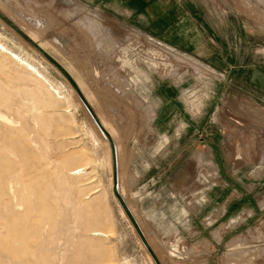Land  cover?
I'll use <instances>...</instances> for the list:
<instances>
[{
    "label": "rangeland",
    "instance_id": "374dc122",
    "mask_svg": "<svg viewBox=\"0 0 264 264\" xmlns=\"http://www.w3.org/2000/svg\"><path fill=\"white\" fill-rule=\"evenodd\" d=\"M208 1L230 7L229 0ZM23 3L0 0V11L25 27L29 16L23 14ZM239 12L224 17L240 27L233 31L244 43L240 53L253 51L254 61L245 64L256 72L254 95L246 94L251 88L245 78L224 79L195 59L215 74L200 72L194 59L190 65L168 48L129 33L123 52L108 47L109 67H96L93 60L83 66L75 58L87 82L71 68V58L52 54L92 95L96 111L108 117L119 150L116 186L161 264H264V187L252 188L253 168L246 163L233 175L241 181L227 173L220 176L213 164L215 154L235 147L249 151L256 162L264 156V0H254L251 16ZM0 39L52 83L0 52V217L17 212L13 218L18 230L12 234L20 239L16 261L152 264L113 194L110 149L92 130V119L69 83L1 20ZM36 42L45 46L38 36ZM156 87L158 104L150 96ZM155 105L159 119L152 131ZM167 131L180 139L165 143L161 136ZM222 141L227 145L223 150ZM166 149L175 158L160 159ZM182 152L190 153L189 162L176 157ZM79 167L83 171L72 174ZM8 183L13 199H8ZM13 203L19 211L7 210ZM91 229L105 236H92ZM200 248L206 252H193Z\"/></svg>",
    "mask_w": 264,
    "mask_h": 264
},
{
    "label": "crops",
    "instance_id": "0c3cea01",
    "mask_svg": "<svg viewBox=\"0 0 264 264\" xmlns=\"http://www.w3.org/2000/svg\"><path fill=\"white\" fill-rule=\"evenodd\" d=\"M23 1V14L29 16L25 27L37 33L46 51L51 55L54 54L55 58H71V68L78 71L79 77L84 82L85 80L87 82V76L84 75L83 79L81 62L75 58H81L83 66L93 60L94 66L105 67L110 64L109 58H112V52L108 47L113 46L115 53L123 52L122 45L129 33L151 38L181 54L199 59L224 79L233 81L238 77L245 78L246 83L250 84L247 86L251 88L247 89L246 94L254 95L256 72L254 66L245 64L254 61L253 51L251 54L249 51L240 53V48L244 45L243 40L233 33L240 27L228 22L224 17L227 14L240 13L239 9L247 16H251L254 13V0H229L227 2L228 5L230 4L229 8L222 7V2L217 5L211 4L208 0ZM242 28L245 31L253 29L248 26ZM154 89L150 96L152 103L155 97L158 104V88ZM152 110L154 117L149 124L152 131H155L159 119L158 105L153 106ZM161 137H166L165 143L180 139L178 134L169 135L168 131ZM228 137L231 139L228 143L233 145L234 136L229 132ZM221 143L220 149L223 150L227 145H224V141ZM167 149L160 151V159L175 158L173 152ZM176 157L186 159L188 162L191 159L189 152H182ZM213 158L218 161L221 159L231 165V170L228 171L222 162L218 163L217 160L213 162L214 169L220 176L224 173L232 176L240 173V168L246 163L253 168L249 176L252 188L264 187V156L259 157L260 162H256L249 151H238L235 147L229 152L223 150L219 156L215 154ZM232 179L241 181L238 175L237 178L233 176ZM187 185H190L189 178ZM205 250L200 248L193 252L204 253Z\"/></svg>",
    "mask_w": 264,
    "mask_h": 264
},
{
    "label": "bare ground",
    "instance_id": "6f19581e",
    "mask_svg": "<svg viewBox=\"0 0 264 264\" xmlns=\"http://www.w3.org/2000/svg\"><path fill=\"white\" fill-rule=\"evenodd\" d=\"M0 10H1V8H0ZM4 12V11H3ZM2 12V13H3ZM6 14V13H5ZM10 16V15H9ZM8 16V17H9ZM95 23V22H94ZM18 27L22 30V31H24L25 33H26V35L28 36V37H30L34 42H36V34L33 32V31H29L27 28H25L24 26H19V24H18ZM94 29V28H93ZM96 29V28H95ZM94 31V30H93ZM92 31V32H93ZM37 43V42H36ZM39 46L42 48V49H44L45 50V46H43L42 44H39ZM32 49V48H31ZM170 50V49H169ZM46 51V50H45ZM0 52H2V53H5V54H8L11 58H13L14 60H16V61H18L20 64H22L23 66H25L26 68H28L29 70H31L32 72H34L37 76H39L40 78H42L44 81H46V82H48L49 84H52L50 81H49V79H47L34 65H32L29 61H27L23 56H21L20 54H18V53H16V52H14V51H12L1 39H0ZM48 52V51H47ZM170 53H175L176 54V56H177V59H179V60H181V61H185V63L187 62V63H189L190 65H193V62H191V60H193L194 58H190V57H182L181 55H179L178 53H176V51H172V50H170ZM50 54V53H49ZM51 55V54H50ZM52 56V55H51ZM180 56V57H179ZM53 57V56H52ZM183 59H182V58ZM54 58V57H53ZM195 60V59H194ZM190 61V62H189ZM59 62V61H58ZM60 63V62H59ZM194 63H196V64H194L193 66H194V69H196V70H199L200 72H205V73H215V72H213L212 70H210V69H208L207 68V66H205V67H202V66H200V64L199 63H197L196 62V60H195V62ZM61 64V63H60ZM63 67H64V69L71 75V77L74 79V81L76 82V84L78 85V87L80 88V90H81V92L83 93V95H84V97L86 98V100L88 101V103L90 104V106H91V108H92V110L94 111V113H95V115H96V117L98 118V120H99V122H100V124L102 125V127L108 132V134L110 135V137L112 138V140H113V142H114V146H115V154H116V168H117V171H116V179L117 178H119V175H118V168H120L118 165H119V150H118V145H117V143H116V141H115V139H114V135H113V131L109 128V126L111 125H109L108 123H107V118L108 117H104L103 115H102V113H99V111H96V108L94 107V104H92V102H91V100L89 99V97L90 96H92V95H90V96H88V94H86L87 92L85 91L86 90V88L84 89L83 88V86L80 84V81H78V79L73 75L74 74V72H72L70 69H68L65 65H63V64H61ZM75 70V69H74ZM77 71V70H76ZM77 73H78V71H77ZM84 84V83H83ZM71 87V86H70ZM72 88V87H71ZM57 90V89H56ZM73 90V89H72ZM71 90V91H72ZM73 92H74V90H73ZM75 93V92H74ZM91 93V92H90ZM76 94V93H75ZM76 96H77V94H76ZM78 97V96H77ZM91 98V97H90ZM77 100L79 101L78 103H81L82 104V102L80 101V99H79V97L77 98ZM83 105V104H82ZM69 107V106H68ZM83 107H84V105H83ZM97 107V106H96ZM85 108V107H84ZM68 109V108H67ZM100 109V108H99ZM66 110V109H65ZM71 109H68V110H66L67 112L68 111H70ZM86 110V109H85ZM87 111V110H86ZM88 113V112H87ZM89 114V113H88ZM90 116V115H89ZM91 118V117H90ZM93 121V120H92ZM91 120H90V122H91V125H92V130H94V132L102 139V141L108 146V148L110 149V146H109V143H108V141H107V139H106V137L100 132V130L97 128V126H96V124L94 123V121L92 122ZM28 136V135H27ZM30 136V135H29ZM25 137H26V135H25ZM31 137V136H30ZM34 140H32L31 139V143L33 142ZM35 142V141H34ZM27 143H29L30 144V140H29V142L27 141ZM28 145V144H27ZM28 146H30V145H28ZM30 148V147H29ZM35 148V147H34ZM31 149H33V148H31ZM7 151H11V150H7ZM9 153H11V152H9ZM110 154H111V151H110ZM9 156V155H8ZM7 157V156H6ZM109 158V157H108ZM8 159H9V157H8ZM111 166H112V158H111ZM7 170V169H6ZM120 170V169H119ZM73 171V170H72ZM83 171V168H81V167H79V168H77V169H75L74 171H73V173L72 174H75V173H79V172H82ZM6 172V171H5ZM2 173H4V172H2ZM10 173V172H9ZM9 173H7V174H9ZM6 174V173H5ZM12 175V174H11ZM14 176V175H13ZM13 176H11V177H13ZM17 176V175H16ZM16 176H15V178H16ZM112 176H113V171H112ZM4 177V176H3ZM2 178V177H1ZM6 178V177H5ZM7 179H8V177H7ZM12 178H10L9 180L11 181V182H13V180H11ZM14 179V178H13ZM17 180V179H16ZM16 180H15V182H16ZM119 180V179H118ZM5 181H7L6 179H4L3 180V182L5 183ZM2 182V181H1ZM7 182H9V181H7ZM116 182H117V180H116ZM9 184V183H8ZM11 184H13L14 185V183H11ZM16 184V183H15ZM3 185V184H2ZM6 187H7V185H5ZM2 189V188H1ZM8 189V188H7ZM6 189V190H7ZM117 190H119V193H120V195L122 194V192H120V189H119V186H118V188H117ZM8 191V190H7ZM7 191H6V193H7ZM93 193L94 192H96V190H94V191H92ZM8 194V193H7ZM9 194H10V196L8 197V199L10 198V197H12V199H13V187L11 188V186H10V184H9ZM1 196V195H0ZM5 196H7V195H5ZM121 196H123V194L121 195ZM15 198V197H14ZM123 198V197H122ZM124 199V198H123ZM117 201V200H116ZM125 201V200H124ZM12 202V201H11ZM0 203H1V200H0ZM10 203V202H9ZM14 203H16V202H14ZM14 203L13 204H9L10 206H9V208L7 209V210H9V211H14V210H18L19 209V205H17V204H15L14 205ZM118 203V202H117ZM125 203H126V201H125ZM2 204H4L3 202H2ZM7 204V203H6ZM21 205V204H20ZM118 205H119V203H118ZM126 205L128 206V208L130 209V211L132 212V214H133V211H132V209H131V207H130V205L128 204V203H126ZM22 206V205H21ZM120 206V205H119ZM2 207V206H1ZM1 207H0V213H1ZM6 207H8L7 205H6ZM28 208H30V207H28ZM22 209V208H21ZM20 210V209H19ZM18 210V211H19ZM29 210V209H28ZM28 210H25V211H28ZM120 210H121V214H123V216H125V214H124V212H123V210H122V208H121V206H120ZM22 212V211H21ZM21 212H18V213H21ZM24 212V211H23ZM16 214H17V212H15ZM6 214H7V212H6ZM14 214V213H13ZM15 214V215H16ZM27 214V213H26ZM1 215V214H0ZM4 216H5V214H3ZM14 215V216H15ZM3 216V217H4ZM8 216H10V214L8 215ZM14 216H12V217H8V218H6V219H4V218H1L2 217V215H1V217H0V264H19V262L18 261H16L17 259H15V258H17L16 256V253H15V247L17 246V245H19V243H20V239L19 240H17V237H13V235L12 234H14V230H18V227H17V229H14V227H16V222H14L15 220H14ZM18 216V215H17ZM21 216H22V214H21ZM21 216L19 217V218H21ZM133 216H134V214H133ZM16 217V216H15ZM24 217V216H23ZM22 217V218H23ZM17 218V217H16ZM19 218H18V220H19ZM125 218L127 219V217L125 216ZM134 218H135V216H134ZM136 219V218H135ZM22 220V219H21ZM128 220V219H127ZM17 221V220H16ZM137 221V220H136ZM129 222V221H128ZM18 223L19 222H17V225H18ZM137 223H138V221H137ZM14 224V225H13ZM129 224H130V222H129ZM138 225H139V223H138ZM130 226L132 227V225L130 224ZM139 227H140V225H139ZM133 228V227H132ZM140 229H141V227H140ZM134 230V229H133ZM141 231H142V229H141ZM143 232V231H142ZM15 233H17V232H15ZM136 233V232H135ZM92 236H105V233H103V232H101L100 230H97V229H91V233H90ZM144 234V233H143ZM17 235V234H16ZM15 235V236H16ZM107 236V235H106ZM145 236V235H144ZM5 238V239H4ZM148 241V240H147ZM149 243V242H148ZM18 257H19V255H18ZM148 259H149V261L152 263V264H155L153 261H152V258L150 257V255L148 254ZM18 259H20V258H18ZM18 262V263H17Z\"/></svg>",
    "mask_w": 264,
    "mask_h": 264
},
{
    "label": "water",
    "instance_id": "95a60500",
    "mask_svg": "<svg viewBox=\"0 0 264 264\" xmlns=\"http://www.w3.org/2000/svg\"><path fill=\"white\" fill-rule=\"evenodd\" d=\"M0 20L6 24L11 30H13L22 40H24L30 47H32L36 52H38L43 58H45L56 70L60 72V74L66 79V81L69 83V85L72 87L74 92L77 94L79 97L80 101L84 105L85 109L89 113L91 119L94 121L96 124L97 128L100 130V132L106 137L109 146H110V151H111V158H112V171H113V194L115 196V199L121 206L125 216L127 217L128 221L132 225L134 231L136 232L138 238L142 242L143 246L146 248L148 251L150 257L154 261L155 264H161L160 261L158 260L156 254L150 247L146 237L144 236L143 232L141 231L136 219L134 218L132 212L126 205L124 199L120 195L119 191L117 190L116 186V154H115V146L112 138L108 134V132L102 127L100 124L98 118L96 117L94 111L92 110L90 104L84 97L83 93L81 92L80 88L74 81V79L71 77V75L64 69V67L55 59L53 58L47 51L42 49L38 43L34 42L30 37L26 35L24 31H22L16 24H14L8 17H6L1 11H0Z\"/></svg>",
    "mask_w": 264,
    "mask_h": 264
},
{
    "label": "built area",
    "instance_id": "2783aa9c",
    "mask_svg": "<svg viewBox=\"0 0 264 264\" xmlns=\"http://www.w3.org/2000/svg\"><path fill=\"white\" fill-rule=\"evenodd\" d=\"M150 41H153V42H155L156 44H158V45H160V46H164L163 44H161L160 42H157V41H155V40H153V39H151V38H148ZM164 47H166V48H168V49H170V50H172V51H175L174 49H172V48H170V47H167V46H164ZM211 74H215V73H211Z\"/></svg>",
    "mask_w": 264,
    "mask_h": 264
}]
</instances>
